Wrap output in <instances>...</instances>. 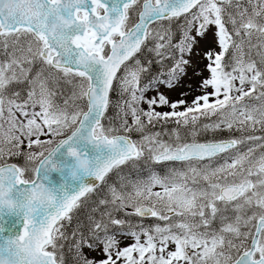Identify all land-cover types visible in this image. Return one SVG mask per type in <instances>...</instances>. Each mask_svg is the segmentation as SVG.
<instances>
[{
  "label": "snow or ice",
  "instance_id": "obj_1",
  "mask_svg": "<svg viewBox=\"0 0 264 264\" xmlns=\"http://www.w3.org/2000/svg\"><path fill=\"white\" fill-rule=\"evenodd\" d=\"M180 18L174 43L160 22ZM149 54L163 70L141 86ZM114 82L130 99L106 125ZM202 131L240 136L196 142ZM257 131L264 0H0V264H264ZM163 162L167 175L141 178Z\"/></svg>",
  "mask_w": 264,
  "mask_h": 264
},
{
  "label": "rangeland",
  "instance_id": "obj_2",
  "mask_svg": "<svg viewBox=\"0 0 264 264\" xmlns=\"http://www.w3.org/2000/svg\"><path fill=\"white\" fill-rule=\"evenodd\" d=\"M183 23H184V21L183 20H180V21H178L176 23H171L170 22V23H164V24H161V25L164 26V27L170 28L171 31H173L174 28H178L179 29L178 32L181 35L180 26H182ZM211 31H214V28L213 29H210V32ZM151 46L152 45L149 44V47H151ZM208 47H215V44L211 40V35L210 34H209L208 40L201 41L200 45L195 49V52H194V55H193L194 66L199 67V68H203L204 65H206L208 63V61L203 58V52L206 51ZM216 51H219V49L217 48ZM132 63L133 62L129 63V65H131ZM141 63H142V61H141ZM189 71H190V74H191V70H189ZM204 75L207 76L208 73L205 71L204 72ZM198 80H199L198 77H191V79L188 80V83H191L193 85V88H195L196 87V83L198 82ZM115 87H116V91H115L116 92V95H115V98H114V101H113V104H112V110H113V112H115V110H118L120 112L121 111V107L123 106L124 101L129 100L130 97H129V94L128 93H121L120 92L119 86H118L117 83H115ZM160 90L163 91V92H165V94L169 97L170 100H176V99H179L180 98L179 97V92L182 89H176V90H171L170 91V90L161 88ZM183 90H186V89H183ZM70 91H71V86L70 85L65 86V94L66 95L70 94ZM155 94L156 93L154 91H149V92L146 93V96L151 97V96H154ZM194 94H199V93H194ZM187 99L191 100V96L187 97ZM56 102L62 104L63 103V97L57 96L56 97ZM139 107L147 110L148 105L146 103H141L139 105ZM156 110L157 111H161V112H163V111H170V109L167 108V107L157 108ZM37 111H39V108H37ZM124 111L127 112L128 109L127 108H124ZM119 119H120V116L118 115L117 119L114 120V122L115 123H118L119 122ZM127 119H128V123L129 124H132V117H131L130 114L127 116ZM215 119H216V117H212V120L211 121H214ZM169 123L172 124L171 122H169ZM172 129L173 128H170V129L169 128H166V130L169 131V132ZM152 131H160V128L159 127L154 128V129H152ZM209 132L211 133L210 135H213V136L217 133V132H211V131H209ZM235 134H236L235 136H237V137L240 136V133H236L235 132ZM255 134L256 135H264V133H261L259 131H257ZM131 135H133V137H134L133 139H138L140 134L133 132V133H131ZM181 135H182V137H184L185 135H188L191 140L193 139L191 137V135L188 134L187 130H184V129L181 130ZM163 139L164 140H169V137L168 136H163ZM241 147H243L246 150L247 144L246 145H242ZM261 151H264V149L257 148L256 149L257 155ZM17 157H20V156H17ZM170 167H172V166H166L163 170L159 171L157 169V166H155V164L143 165V166L140 167V170H139L140 171V176H141V178L146 179L150 171H155V172H157L158 174H160L162 176L163 175H167L168 172H169ZM133 179H135V176H133ZM154 191H160V188L159 187H156L154 189ZM139 219L140 218H135L136 221H139ZM143 223L145 224V226H152V225H155L156 223H160L161 225H163V222L157 221V220H155V218L151 219L149 222L143 221ZM143 239H144V237H141V240L142 241H143ZM133 242L134 241L132 240V238L129 237L123 243L130 244V243H133Z\"/></svg>",
  "mask_w": 264,
  "mask_h": 264
},
{
  "label": "trees",
  "instance_id": "obj_3",
  "mask_svg": "<svg viewBox=\"0 0 264 264\" xmlns=\"http://www.w3.org/2000/svg\"><path fill=\"white\" fill-rule=\"evenodd\" d=\"M178 28H174V30L173 31H171L172 33H173V42L175 41H177V40H179V38H180V34H179V32H178ZM174 42V43H175ZM147 59H153V63H152V65L149 67V70H148V75H144V77H143V80H147V78L146 77H149V76H152V75H154V74H156L157 72H159V71H161V70H163L162 68H161V65H159V64H157V63H155V58L154 57H148V55H147V57H146ZM140 59H141V61H142V63H144V59H145V57H141L140 56ZM165 63H167V62H165ZM115 111H117V110H115ZM108 117L109 116H112V114L110 113V112H108ZM107 117V118H108ZM200 139H202L201 137H200ZM22 158H14V159H12V160H10V162H14V163H17V164H22ZM69 227H71V226H69ZM65 261H66V264H73V261H72V254L71 253H66V256H65Z\"/></svg>",
  "mask_w": 264,
  "mask_h": 264
}]
</instances>
